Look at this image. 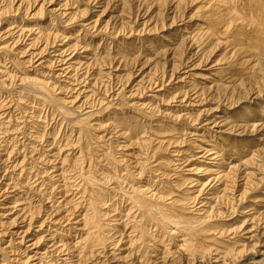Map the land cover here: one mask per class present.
Segmentation results:
<instances>
[{
    "label": "rangeland",
    "instance_id": "374dc122",
    "mask_svg": "<svg viewBox=\"0 0 264 264\" xmlns=\"http://www.w3.org/2000/svg\"><path fill=\"white\" fill-rule=\"evenodd\" d=\"M202 1L0 0V264L264 263V52Z\"/></svg>",
    "mask_w": 264,
    "mask_h": 264
},
{
    "label": "bare ground",
    "instance_id": "6f19581e",
    "mask_svg": "<svg viewBox=\"0 0 264 264\" xmlns=\"http://www.w3.org/2000/svg\"><path fill=\"white\" fill-rule=\"evenodd\" d=\"M205 1L203 0L202 2ZM253 2V0H208L206 5L210 11L208 12V20L205 22V26L207 27L203 28V25L201 30H197L198 33L201 31L199 38L204 44L217 38H223L228 48H234L236 53L237 51L240 52L239 55L244 56L246 54L244 57L238 59L240 65L231 69V73L238 72L234 74L236 76L232 81L233 83L238 80V75H243L246 71H254L255 68L260 67V64H262L261 60L259 63H256L255 57L251 58L252 55H249L251 51H257L259 54L264 52V7L260 5L254 7L252 6ZM256 2L264 3L263 0H256ZM244 147H239V150L243 151ZM235 149L236 147L232 146L230 149L231 153ZM86 183L88 185L87 190L89 191L87 193L91 195L89 196L95 203V186L91 180H87ZM136 193L139 194L132 198L141 206L144 214L148 218L159 222V218L156 217L155 212L162 213V210H156L151 203L142 199L140 196L141 192L137 191ZM163 213L165 215V211Z\"/></svg>",
    "mask_w": 264,
    "mask_h": 264
}]
</instances>
